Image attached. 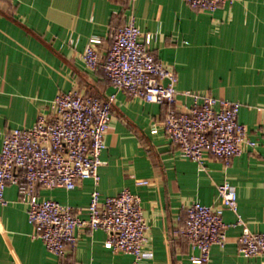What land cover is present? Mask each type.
<instances>
[{"label": "crops", "instance_id": "0c3cea01", "mask_svg": "<svg viewBox=\"0 0 264 264\" xmlns=\"http://www.w3.org/2000/svg\"><path fill=\"white\" fill-rule=\"evenodd\" d=\"M133 16L149 50L178 74V107L190 90L241 103L238 120L255 147L231 164L207 155L202 168L182 156L161 125L165 105L147 103L116 89L104 68L87 67L83 53L98 36L102 63L115 31ZM78 90L101 100L115 95L105 135L98 185L40 189L41 199L86 208L91 193L115 196L128 188L140 196L150 241L138 262L105 247L102 229H79L64 264H194L200 251L179 236L185 208L219 204L217 185L237 190L238 209H225L227 243L212 245L204 264H263L238 252L243 226L264 232V0H233L214 11L195 10L186 0H0V150L4 135L29 128L48 112L58 93ZM154 123L158 132L151 133ZM138 180L149 183L138 184ZM18 187L7 186L0 204V264H60L35 237Z\"/></svg>", "mask_w": 264, "mask_h": 264}, {"label": "built area", "instance_id": "2783aa9c", "mask_svg": "<svg viewBox=\"0 0 264 264\" xmlns=\"http://www.w3.org/2000/svg\"><path fill=\"white\" fill-rule=\"evenodd\" d=\"M135 1V0H134ZM195 10L214 11L233 0H186ZM133 16L115 31L102 63L99 46L101 37L92 36L83 53L87 67L105 70L109 82L130 97L147 103L165 105L161 123L165 134L180 150L182 156L204 168L207 155L230 165L247 146L257 143L247 136L245 125L239 122L241 103L190 90L182 92L191 98L190 105L178 107V74L157 59L149 50L151 34L145 39ZM115 95L101 100L78 90L58 93L49 111L39 113L29 128L8 131L0 150V204H5V190L18 187L19 200L27 207L28 220L48 252L61 263L75 248L79 229L107 233L105 247L123 252L138 262L145 256L149 244V226L139 195L128 188L115 196L102 197L91 193L86 208H74L53 199H41L40 189H75L84 180L100 181L101 154L106 148L105 135L113 115ZM154 123L151 133H157ZM148 184V180H138ZM219 204L195 202L185 208L180 237L200 254L191 257L194 264L210 259L212 245L221 248L227 243L223 219L225 209L237 212L236 188L224 181L217 185ZM243 226L238 239V252L246 258H260L264 264V232ZM91 264V263H87Z\"/></svg>", "mask_w": 264, "mask_h": 264}, {"label": "trees", "instance_id": "16d2710c", "mask_svg": "<svg viewBox=\"0 0 264 264\" xmlns=\"http://www.w3.org/2000/svg\"><path fill=\"white\" fill-rule=\"evenodd\" d=\"M60 264H64L63 261Z\"/></svg>", "mask_w": 264, "mask_h": 264}]
</instances>
